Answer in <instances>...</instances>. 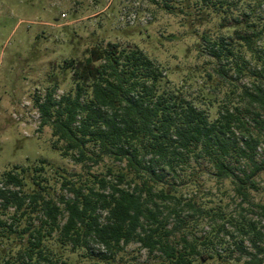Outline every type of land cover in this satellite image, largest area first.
Instances as JSON below:
<instances>
[{"label":"trees","instance_id":"16d2710c","mask_svg":"<svg viewBox=\"0 0 264 264\" xmlns=\"http://www.w3.org/2000/svg\"><path fill=\"white\" fill-rule=\"evenodd\" d=\"M154 3L183 17L201 62L177 85L137 45L98 43L85 59L63 62L72 88L57 98L53 81L34 106L53 147L80 170L39 160L3 172L13 189L0 188V216L15 211L11 223L0 219V236L17 234L20 242L0 264H66V253L80 251L109 260L131 243L154 264H208L216 256L219 263H264L260 222L227 216L202 198L206 177L229 181L234 196L249 203L264 171L257 161L264 143V0ZM256 207L264 217V204ZM206 219L221 223L197 236L194 223ZM92 242L108 254H95Z\"/></svg>","mask_w":264,"mask_h":264},{"label":"rangeland","instance_id":"374dc122","mask_svg":"<svg viewBox=\"0 0 264 264\" xmlns=\"http://www.w3.org/2000/svg\"><path fill=\"white\" fill-rule=\"evenodd\" d=\"M157 1L0 0V188L13 189L1 180L3 172L29 166L39 160L69 171L80 170L79 165L62 157L60 151L53 147L51 128L41 125L40 114L34 106L35 97L43 96L53 81L59 84L55 94L57 98L72 88L71 74L61 71L65 60L85 59L88 51L98 43L137 45L167 68L172 85L180 84L189 68L201 62L195 47L198 39L183 17L164 12L154 3ZM262 12L264 14V6ZM134 14L137 17L131 23L127 17ZM212 26H215V21L197 30L203 32ZM257 161L264 162V143L258 149ZM256 182L258 190L252 192L249 203L243 204L234 196L229 181L219 184L204 177L202 198L211 206H223L227 216L259 221L264 232V217L261 209L256 207V204H264V171ZM193 193L186 191L185 196ZM14 211V207H9L5 213L1 212L0 219L11 223ZM29 222L32 228L39 224L35 216ZM220 223V219L217 222L207 219L195 222V234L204 236L214 224ZM26 225V219H21L16 222L14 230L18 232ZM16 236H0V260L16 255L20 242ZM27 236H24V241ZM226 240L232 242L231 238ZM245 245L249 246V242L245 241ZM91 249L95 254H108L96 242L91 243ZM222 250L218 247L220 253ZM239 255L240 251L234 254ZM110 257L102 260L95 255L87 257L85 251H80L66 253L65 261L66 264L157 262L138 243L125 245L123 250ZM216 257L208 264H244L234 259L219 263Z\"/></svg>","mask_w":264,"mask_h":264},{"label":"built area","instance_id":"2783aa9c","mask_svg":"<svg viewBox=\"0 0 264 264\" xmlns=\"http://www.w3.org/2000/svg\"><path fill=\"white\" fill-rule=\"evenodd\" d=\"M136 17H137L136 14H134V15H132V16H128L127 19L129 20V22L134 23L135 20H136ZM128 20H127V21H128Z\"/></svg>","mask_w":264,"mask_h":264}]
</instances>
